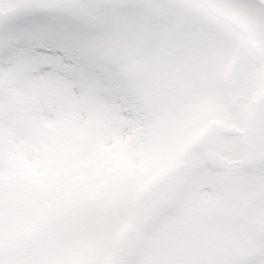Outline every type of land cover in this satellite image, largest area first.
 I'll use <instances>...</instances> for the list:
<instances>
[{
  "label": "snow or ice",
  "instance_id": "obj_1",
  "mask_svg": "<svg viewBox=\"0 0 264 264\" xmlns=\"http://www.w3.org/2000/svg\"><path fill=\"white\" fill-rule=\"evenodd\" d=\"M0 264H264V0H0Z\"/></svg>",
  "mask_w": 264,
  "mask_h": 264
}]
</instances>
